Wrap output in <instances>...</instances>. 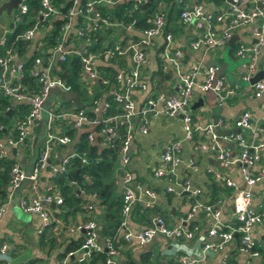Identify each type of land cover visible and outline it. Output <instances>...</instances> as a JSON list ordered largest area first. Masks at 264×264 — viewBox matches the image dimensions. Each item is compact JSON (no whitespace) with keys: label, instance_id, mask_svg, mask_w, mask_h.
I'll return each mask as SVG.
<instances>
[{"label":"built area","instance_id":"2783aa9c","mask_svg":"<svg viewBox=\"0 0 264 264\" xmlns=\"http://www.w3.org/2000/svg\"><path fill=\"white\" fill-rule=\"evenodd\" d=\"M28 1L19 0L17 3L16 9L11 15L12 29L0 38V46L4 44L6 36L19 23L29 24V26L17 34L15 39L29 42L35 38L39 28L44 24H50L55 20H62L63 22L52 46L43 45L45 44L44 36L43 44L38 42L39 46L32 48V51L35 49L38 55L33 58L27 72L33 78L35 89L28 90L19 81L25 72V60L21 61L20 59L25 57L18 58L12 49L0 56V92L7 97L12 106L24 104L26 107V112L20 119L12 120L9 133L4 137V145L9 148L23 147L31 128L39 121L42 104L50 94L49 91L55 88L62 92L71 90L64 77L60 76L62 71L69 74L68 70L58 69L57 63L66 62L71 57L79 59L81 69L76 82L84 92V99L87 100L88 104H86L87 107L82 105L85 107L78 106L68 109L55 103L45 111L47 120L44 127V138L36 156L35 165L31 173L25 175L16 163L12 164L8 172L7 194L0 200V216L5 211L7 197L19 186L21 181L26 178L35 181L38 172L48 166L50 158L56 156V148L70 142L68 134L57 132V123L69 121V127L72 130H79L84 125L94 124L98 135L103 139L101 142L104 148L113 150L115 154L114 161L117 165L113 166V170L118 173L121 190L120 221L117 231L123 241L142 245L156 235L170 241L190 240L193 238L195 227L190 229L185 226L186 223L191 222L198 214H204L209 220V225L205 236L200 238L198 252L196 254H181L177 258L178 264H198L208 256L215 254H220L219 264H235L229 259V255L223 251L225 246L232 242L234 235H238L239 238V243L236 246L238 253L244 254L247 258L258 256V249L252 239L251 231L252 228L258 227L264 232V205L258 210L251 206L252 195L249 188L261 179L260 172L255 174L252 172L259 159L258 147L261 144L247 143L240 133L217 134L215 130L223 125L221 118H215L201 130L209 134L212 141L211 147L215 149L218 160L225 163L235 162L239 165L240 175L245 184L244 189H236L230 178L222 177L218 172L212 173L213 177L220 180L225 186L234 188L231 198L233 223L227 225L221 220L217 206L194 200L184 218L176 225H167L161 216L154 215L150 217L149 226L140 231L133 232L126 227V217L133 204L138 201V190H141L144 195V201L141 202L144 209L150 207L157 197L155 190L148 187L142 188L127 169L130 160L129 144L134 130L136 129L142 135L147 134V125L150 122L149 113L151 116L159 114L168 119L177 118L182 140H191L193 132L200 129L195 127L192 122L190 98L193 89L197 88L201 92L211 89L215 94L217 103H221L233 94L231 88L225 87L224 79L216 75L218 67L216 65L193 64L186 72L178 74L177 88L173 94L157 92L154 97L146 101L144 106L137 107L132 97V91L137 88L145 89V85L141 82V70L146 62L145 49L153 36L158 34L163 36V58L173 63L177 70L174 58L178 56L179 51H172L169 46L172 42V34L164 28L163 8L160 7L148 20V27L138 31L137 37H130L127 40L105 41L99 49L92 51L89 46L101 26L121 27L124 30L133 29L131 24L122 26L117 22L109 21L99 11V8H111L126 0H62L56 5L53 0H38L39 7L34 13H30ZM134 1L135 6L147 2V0ZM247 1L253 4L258 1L260 7L254 5L250 9L239 7L240 3ZM177 2L182 4L178 13L179 21L184 25L191 23L200 30L199 35L189 43L193 50L199 47L206 49L222 47L227 43L231 32L237 26L252 23L258 18L261 20L260 28L256 27L252 31L257 43L252 47L239 45L235 54L239 58L248 56L253 59L258 51L257 47L264 42L261 34L264 27V0H232L226 9L214 15L210 12H203L198 3L187 4L184 0H177ZM63 8L65 13L60 11ZM223 19H226L224 29L216 32L212 23L221 22ZM70 34L78 39L77 44L67 40ZM124 59L128 60L127 66L124 64ZM99 66H111L114 69L112 83L100 75ZM253 71L254 64L251 62L240 76L241 80L248 81ZM13 73H16V77L12 81L9 77ZM199 76L202 79L198 81ZM212 80H214L213 84ZM95 83L107 87L100 96H94ZM110 85L112 86L111 89H109ZM263 91L264 76L251 84V96L258 98ZM262 109L264 110V103ZM93 114L97 116L96 119H91ZM233 126L239 130L250 129L251 121L248 111H241L233 120ZM1 128L2 124L0 123ZM86 139L90 141L92 135L88 134ZM220 140L237 143L240 150L236 158L228 157L224 147L218 144ZM4 145L0 143V149ZM178 149L179 143L177 141L165 142L160 152V166L154 171L155 177L166 181V186L163 188L165 193L173 191L172 186L174 185L178 184L184 188L188 185L187 180H184V186L173 178L175 169L180 162ZM199 149H204V145H200ZM72 158H78L81 164L88 163L84 152L77 153L74 151L58 163L50 165L51 174L54 176L66 172ZM193 165L194 161L190 160L189 166L195 168ZM33 191H36L34 186ZM192 193L195 194L196 191H192ZM88 195L94 199V193ZM52 202L59 203L60 199L46 193H35L31 197L21 196L18 198L20 209L38 218L37 235L50 224L51 219L45 206ZM84 208L86 211H90L93 209V204L87 203ZM74 229L83 231L82 241L77 248L67 252L62 259L55 261L54 264H68L69 258H75L77 262L89 260L92 255L100 252H105L104 264H118L115 256L116 249L111 238H99L98 224L94 218L90 217L82 223L76 224ZM8 249L6 241L0 242V264H9Z\"/></svg>","mask_w":264,"mask_h":264},{"label":"crops","instance_id":"0c3cea01","mask_svg":"<svg viewBox=\"0 0 264 264\" xmlns=\"http://www.w3.org/2000/svg\"><path fill=\"white\" fill-rule=\"evenodd\" d=\"M150 1L147 0V3ZM3 2L6 1L0 0V5ZM184 2L187 4L198 3L201 5L203 12H210L214 15L226 9L232 0H223L220 3H216L213 0H184ZM253 5L260 7L258 1L255 4L248 1L240 3L239 7L250 9ZM181 6L182 4L178 3L177 0H168L167 2H160L157 7V11L160 7L163 8L164 28L172 34V42L169 46L172 51H179L178 56L174 58L177 70L173 63L163 58V36L161 34L153 36L150 44L145 49L146 62L141 70V82L145 85V89L137 88L132 91L135 106H144L146 101L154 97L157 92L173 94L177 88L178 74L186 72L196 63L201 66L216 65L218 67L216 75L224 79L225 87L231 88L233 94L221 103L215 101L216 108L214 110L213 106L215 105L213 101L207 99L206 92H201L197 88L193 89L190 98L192 122L195 127L200 129H196L193 132L192 139L189 141L182 140V133L177 118L168 119L159 114L151 116L149 113L150 122L147 125V134L142 135L136 129L134 130L129 144L130 160L127 164V169L142 188L148 187L155 190L157 197L150 207L144 209L141 205V202L144 201V195L141 190L137 191L138 201L133 204L130 213L126 217V227L133 232L148 227L150 217L154 215L161 216L167 225L180 223L194 200L217 206L221 214V220L227 225L233 223L231 198L234 188L225 186L220 180L215 179L212 173L218 172L222 177L230 178L234 182L236 189H244L245 184L241 178L238 163H225L218 160L215 149L211 147L212 141L209 134L201 130L215 118L223 120V125L215 130L217 134L240 133L247 143L253 145L261 144L258 147L259 159L252 169L254 174L261 173V179L250 186L249 191L252 195L251 206L255 210L264 205V110L262 109L264 91L260 97H252L251 84L248 81H242L240 78L245 72L247 65L251 62L254 64V71L251 77L258 72H262V76H264V42L257 47L258 51L253 59L248 56L239 58L235 54L239 45L252 47L257 43L252 31L256 27L260 28L261 20L258 18L252 23L237 26L231 32L232 42L229 46L226 43L219 48L206 49L199 47L193 50L190 48L189 43L199 35L200 30L196 29L191 23L184 25L179 21L178 13ZM15 9L16 7L10 9L9 12L5 9L0 10V38L12 29L11 15ZM212 24L214 30L220 32L226 25V19L221 22H213ZM50 26L51 23L44 24L39 28L35 38L29 41L23 57L29 56L32 48L39 46L38 42L42 43L43 37L46 36ZM102 29L105 31L102 32ZM98 32H100L99 36H95L89 49L94 47L99 49L105 41L127 40L130 37L139 35L138 31L134 29L124 30L121 27L101 26ZM71 34L68 35L67 40L77 44L78 39ZM261 34L264 38V27L261 30ZM25 58L20 60H25ZM123 61L125 66H127L128 60L124 59ZM62 76L65 78L63 74ZM15 77L16 73H13L9 79L13 81ZM201 79V76H199L198 81ZM111 88L112 86L110 85L109 89ZM61 96L64 97L59 100L57 95L48 94L45 101H48L49 105L44 109V112L55 103L68 109L88 104L86 99L79 98L72 90L62 92ZM199 99L202 100L201 104L198 103ZM243 110L248 111L250 115L251 127L250 129L237 130L233 126V120ZM96 118L97 116L94 114L91 117V119ZM40 119L41 116L37 124L31 128L30 134L21 148H9L4 145V137L9 133V128L3 129V133L0 134V143L4 145L0 149V158L12 159L25 175L31 173L35 165L36 156L42 146L44 127L47 120L46 112L45 122L41 126L42 130L39 126ZM69 123V121L57 123L56 130L59 133L68 134L70 142L56 148V156L50 158L48 166L38 172L35 181H31L28 178L22 180L17 187L18 194L16 197H13L14 190L7 197L5 211L0 216V242L6 241L8 244L9 264L27 263L33 259H40L43 264H54L55 261L59 260L57 254L61 252L66 254L74 250L82 241L83 231L75 230L76 224L82 223L90 217L97 221L98 227L106 222L105 219L107 218L104 217V213L109 211V206L106 204L94 205V199L89 195L83 194L84 192L79 190V186L74 182H71V185L73 190L76 189L75 191L83 198L84 202L80 205L83 209L73 210L65 205L60 206L62 198L58 188L52 182L53 175L51 174L50 165L58 163L65 156L74 152L75 145L83 133L86 134V137L88 134L92 135V139L90 141L87 140L89 145L95 146L97 150L104 147L101 142L103 139L98 135L94 124H87L79 130H72L69 127ZM168 141H177L179 143L178 155L180 162L175 169L173 178L184 186L183 182L187 180L188 185L185 188L178 184L174 185L172 186L173 191L165 193L163 188L166 186V181L155 177L154 171L160 166L161 148ZM218 144L224 147L229 158L237 157L240 150L237 143L220 140ZM200 145H204V149H199ZM190 160L194 161L193 166L195 168L189 166ZM115 165L117 164L113 161V166L115 167ZM110 179L112 183L111 197L114 199L113 201H118L121 191L120 182L118 173L113 169ZM33 186L36 188L35 192L33 191ZM4 189L6 196L7 185L4 186ZM192 191H196V193L193 194ZM35 193H46L60 199L59 203L52 202L45 206L51 220L50 224L39 235L36 234L39 223L38 218L22 212L18 204L19 197H31ZM87 203L94 205L92 210L84 211V206ZM208 225L207 216L198 214L191 222L185 225L190 229L195 227L193 238L190 240L170 241L160 235H156L149 242L142 245L123 241L116 248V260L118 264H141L140 257L144 253L150 252L151 258H159L160 262L164 264H174L181 254H196L198 252L200 238L205 236ZM28 232L32 238L31 247L25 242ZM41 234L44 235L45 242L52 240L53 244L41 246L39 244ZM251 235L257 246L258 256L247 258L244 254L238 253L236 248L239 243L238 235H234L232 242L225 246L223 251L229 255V259L235 264H262L264 262V232L258 227H254ZM118 236L120 237V235ZM73 245H75L74 248L65 251L67 246L71 247ZM219 255L208 256L198 264H219ZM86 263H88V260L77 262L75 258L68 259V264Z\"/></svg>","mask_w":264,"mask_h":264},{"label":"trees","instance_id":"16d2710c","mask_svg":"<svg viewBox=\"0 0 264 264\" xmlns=\"http://www.w3.org/2000/svg\"><path fill=\"white\" fill-rule=\"evenodd\" d=\"M167 1L168 0H151L149 3L146 2L135 6L134 0H126L114 5L111 8H99V11L102 16L108 18L109 21L117 22L122 26L131 24L134 30L141 31L149 26L148 20L151 19L157 12V7L160 2ZM213 1L220 3L223 0ZM60 2H62V0H53L55 5ZM27 3L30 13H34L39 7L38 0H29ZM60 11L62 13L66 12L64 8L60 9ZM62 22V20H55L51 22V26L45 36L46 47L53 45L54 39ZM28 26L29 24L19 23L13 28L12 32L6 36L4 44L0 46V56L5 55L9 49H12L18 57L25 56V50L28 47L29 42L21 39H15V36L20 34V32ZM101 31L104 32L105 30L102 29ZM99 34L100 32L97 31L95 34L96 37L99 36ZM95 49L96 47L90 48L92 51ZM36 55H38V52L34 49L31 54L25 58V72L19 80L20 84L26 86L28 90L35 89L33 78L30 77L26 71L30 67L32 60ZM57 68L61 70H68L69 74L64 78L65 82L70 85L71 90L74 91L79 98L84 100V92L79 88L78 83L76 82L81 69L79 59L77 57H71L66 62L57 63ZM99 72L102 77L108 79L109 83L113 82L114 69L111 66H99ZM95 85L96 90L94 92V96H100L101 93L107 89V87H103L99 83H95ZM25 112L26 107L24 104H16L12 106L7 97L0 92V123L2 124L0 134L3 133V129H8L10 127L12 120L20 119ZM87 115L90 116L89 113H87ZM120 132H122V129H120ZM75 152H84L88 163L81 164L78 158H72L66 172L53 176L52 182L55 187L58 188L59 194L62 198L60 206L65 205L73 210L83 209L80 205H82L84 200L81 196H79V193L75 191L76 189L73 190L71 182L76 183L79 186V190L84 192L83 194L85 195L94 193V205L100 206L101 204H106L109 206V211L104 213V217L107 218L105 219L106 222L98 227L99 238H111L114 248L116 249L118 244L123 243V240L118 236L119 234L117 231L120 221L119 210L121 199L119 198L118 201H113L114 199L111 197L112 183L110 178L115 156L114 151L104 147L97 150L95 146L89 145L86 139V134L83 133L80 135L79 141L75 145ZM13 163V160L10 158H0V199H3L5 196L4 186L7 185L8 172ZM39 244L41 246L46 244L51 245L53 244V241L48 240V242H45L44 235L41 234ZM74 247L75 245L71 247L67 246L65 251ZM64 255L65 252H61L60 254H57V257L60 259ZM104 255L105 252L94 254L86 264L103 263ZM153 258H151L150 252H147L140 257V262L141 264H164L163 262H160L159 258ZM26 264H43V261L40 259H33L28 261ZM174 264L178 263L174 262Z\"/></svg>","mask_w":264,"mask_h":264},{"label":"rangeland","instance_id":"374dc122","mask_svg":"<svg viewBox=\"0 0 264 264\" xmlns=\"http://www.w3.org/2000/svg\"><path fill=\"white\" fill-rule=\"evenodd\" d=\"M214 83V80H212V84ZM49 93L50 94H55V95H57L58 96V98H59V100H61V99H63V97L64 96H61V94H62V92L59 90V89H57V88H55V89H51L50 91H49ZM206 96H207V99L210 101H213V103H214V105L215 106H213V108H214V110H215V108H216V104H215V101H216V99H215V94H214V92L211 90V89H209L208 91H206ZM211 103V102H210ZM48 105H49V102L48 101H44L43 102V104H42V111H41V114H40V116H41V119H40V122H39V126H40V129H41V126H42V124H43V122H45V112H44V109H46L47 107H48ZM42 130V129H41ZM39 137H41V136H39ZM18 194V188H16L14 191H13V197H16V195ZM22 211V210H21ZM23 212V211H22ZM21 212V213H22ZM21 213H20V215H21ZM23 214V213H22ZM22 216V215H21ZM25 242H26V244L27 245H29L30 247H31V245H32V238H31V235L29 234V232H28V235H27V237H26V239H25Z\"/></svg>","mask_w":264,"mask_h":264},{"label":"water","instance_id":"95a60500","mask_svg":"<svg viewBox=\"0 0 264 264\" xmlns=\"http://www.w3.org/2000/svg\"><path fill=\"white\" fill-rule=\"evenodd\" d=\"M229 1V0H227ZM19 2V0H7L6 2H3L1 5H0V10H3L5 9L7 12L10 11V9L12 8H15L17 3ZM232 42V38L230 37L228 40H227V45L229 46ZM62 74L67 77V74H66V71H63ZM262 76V72H258L257 74H255L254 76H252L251 78H249L248 82L249 84H252L254 83L256 80H258L259 78H261ZM208 91V90H207ZM198 103L201 104L202 103V100L199 99L198 100ZM238 130V128H237Z\"/></svg>","mask_w":264,"mask_h":264}]
</instances>
